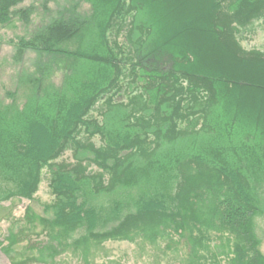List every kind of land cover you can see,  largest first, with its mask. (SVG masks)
Here are the masks:
<instances>
[{"label": "trees", "instance_id": "trees-1", "mask_svg": "<svg viewBox=\"0 0 264 264\" xmlns=\"http://www.w3.org/2000/svg\"><path fill=\"white\" fill-rule=\"evenodd\" d=\"M22 1L0 0V24L26 18ZM83 1L87 17L14 42L16 61L30 49L71 67L59 86L0 102V201L31 200L46 167L44 222L57 241L83 229L69 244L83 255L139 233L187 247L189 264H264V52L238 38L264 20V0ZM68 148L75 163H56Z\"/></svg>", "mask_w": 264, "mask_h": 264}, {"label": "rangeland", "instance_id": "rangeland-1", "mask_svg": "<svg viewBox=\"0 0 264 264\" xmlns=\"http://www.w3.org/2000/svg\"><path fill=\"white\" fill-rule=\"evenodd\" d=\"M15 8L25 10L27 16H14L10 22L0 24V102L8 104L14 101L20 105L39 82L43 85H61L70 71L71 60L40 56L28 49L16 61L14 42L19 37L29 39L60 15L83 19L90 14V8L83 0H23ZM238 38L244 49L264 52V20L255 21L251 29ZM119 41H122L121 37ZM67 46L71 50L75 48L74 43ZM101 106L99 104L91 111V118L100 119ZM80 139L83 140L84 136ZM91 141L99 145L98 137ZM56 163L74 164L73 149L68 148ZM89 170L98 172L93 165L89 166ZM50 178L49 169L44 167L37 191L31 200L14 197L0 201V264H189L187 247L180 244L175 248H167L166 239H157L151 243L139 233L132 234L129 239L89 242L86 255L82 254L81 247L69 245L84 234L81 228L73 231L65 240L53 239L52 234L56 231L44 222L52 218L48 209L53 203ZM3 187L0 183V188ZM254 223L255 233L260 240L259 249L264 256V211L261 216L254 218ZM111 225L100 230L109 229ZM13 235L15 242L11 244ZM210 245L213 251L214 243ZM39 254L42 256L41 261H37ZM204 257L198 264H226L224 257Z\"/></svg>", "mask_w": 264, "mask_h": 264}]
</instances>
